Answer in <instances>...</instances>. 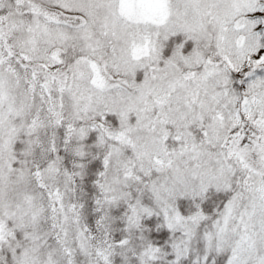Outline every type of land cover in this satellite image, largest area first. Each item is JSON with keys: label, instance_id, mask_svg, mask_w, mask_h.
Instances as JSON below:
<instances>
[{"label": "snow or ice", "instance_id": "6c2138e0", "mask_svg": "<svg viewBox=\"0 0 264 264\" xmlns=\"http://www.w3.org/2000/svg\"><path fill=\"white\" fill-rule=\"evenodd\" d=\"M0 264H264V0H0Z\"/></svg>", "mask_w": 264, "mask_h": 264}]
</instances>
